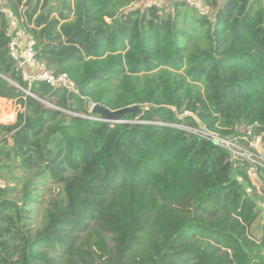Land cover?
I'll list each match as a JSON object with an SVG mask.
<instances>
[{
  "label": "trees",
  "instance_id": "obj_1",
  "mask_svg": "<svg viewBox=\"0 0 264 264\" xmlns=\"http://www.w3.org/2000/svg\"><path fill=\"white\" fill-rule=\"evenodd\" d=\"M140 1L0 0V98L22 109L0 124V264H264L249 165L183 129L264 138V1ZM8 14L76 94L22 82ZM94 105L142 109L114 124Z\"/></svg>",
  "mask_w": 264,
  "mask_h": 264
},
{
  "label": "built area",
  "instance_id": "obj_2",
  "mask_svg": "<svg viewBox=\"0 0 264 264\" xmlns=\"http://www.w3.org/2000/svg\"><path fill=\"white\" fill-rule=\"evenodd\" d=\"M161 6L160 8H166L170 6L172 3H182L186 6L197 10L201 14H207L208 9L205 8L202 5L201 0H160ZM163 1V3H162ZM159 6V5H158ZM8 26L5 30V36L8 39V55L11 61L14 64L15 71L19 74L22 82L26 83L28 86H31L33 83L41 82L46 85H48L51 88H59L64 89L68 92L77 93V89L74 85V83L68 78L66 74H54L51 70L47 68L44 62L41 60H38L36 58V51H35V41L30 36L29 33L26 31L19 29L17 25L15 24L12 17L8 14ZM19 90H21L23 93L30 97H35L33 94L26 93L25 89H22L18 86ZM41 103H46L45 101H40ZM48 107L54 108L56 110L62 111L59 108H55L48 104ZM91 109V108H90ZM22 109L20 106H18L17 113H12L8 120H4L0 117V124L8 125L13 124L16 120V116L19 112H21ZM188 135H197L204 139H207L213 143H215L218 146H221L225 149H227L233 157L239 158L243 161H245L249 167H248V176L251 180L252 185L256 188H258V183L264 187V184H262L259 180V177L257 175V168H263L264 167V152H260L256 150L248 139L244 138V140L247 142L246 144H237L234 141H228L221 139L215 135H212L205 130H195L190 128H183ZM256 142L259 143L262 141L261 137L255 138ZM240 181V179H238ZM248 193H250V188H247L246 190ZM257 214L264 215V201L258 202L256 204V208L254 210Z\"/></svg>",
  "mask_w": 264,
  "mask_h": 264
},
{
  "label": "rangeland",
  "instance_id": "obj_3",
  "mask_svg": "<svg viewBox=\"0 0 264 264\" xmlns=\"http://www.w3.org/2000/svg\"><path fill=\"white\" fill-rule=\"evenodd\" d=\"M163 3V1H162ZM152 4H157L159 6H161V1L160 0H141L140 2L134 4L132 6V8H144L146 6H150ZM171 7L168 6L165 8L166 12H171ZM210 14V13H209ZM47 103V102H46ZM45 106L48 107V104L43 103ZM18 111V105H16V99L15 100H9V99H3L0 98V117L4 120H8L10 117V115L14 112L17 113ZM238 131L240 133H244L247 134L248 133V128H246L245 126H241ZM252 142L254 148L260 152H264V141H260L259 143L256 142V139L250 141ZM55 189H51L49 191H44L42 193V196L39 197L38 202H40L39 204L36 205L35 207V211L39 212V213H35L33 214L32 217V223L33 226L37 227L40 223V211L45 207V202H47L51 197H53L54 193H55ZM257 192L259 194V196L261 198H263L264 200V187L261 186L258 183V188H257ZM264 220V215L261 214L258 216V218L256 219V221L252 224L250 230H249V234L252 238L257 239L260 233V226L263 223Z\"/></svg>",
  "mask_w": 264,
  "mask_h": 264
},
{
  "label": "water",
  "instance_id": "obj_4",
  "mask_svg": "<svg viewBox=\"0 0 264 264\" xmlns=\"http://www.w3.org/2000/svg\"><path fill=\"white\" fill-rule=\"evenodd\" d=\"M0 77L2 79H4L5 81L9 82L4 77H2V76H0ZM29 92H30L29 90H26V93H29ZM140 109H142L141 106L134 105V106H130L127 108L111 111V110H108V109H106L100 105H94L91 107L90 113L92 115H97L99 117L97 120H99V121L117 124V123L122 122V118L126 114L134 112L135 110H140Z\"/></svg>",
  "mask_w": 264,
  "mask_h": 264
},
{
  "label": "crops",
  "instance_id": "obj_5",
  "mask_svg": "<svg viewBox=\"0 0 264 264\" xmlns=\"http://www.w3.org/2000/svg\"><path fill=\"white\" fill-rule=\"evenodd\" d=\"M264 1V0H263ZM262 141H264V138H262ZM263 145H264V143H263Z\"/></svg>",
  "mask_w": 264,
  "mask_h": 264
}]
</instances>
